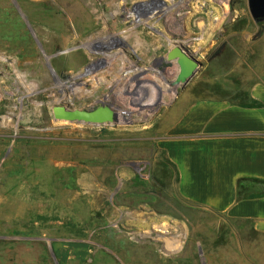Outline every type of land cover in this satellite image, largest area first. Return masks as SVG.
I'll return each instance as SVG.
<instances>
[{
  "label": "rangeland",
  "instance_id": "374dc122",
  "mask_svg": "<svg viewBox=\"0 0 264 264\" xmlns=\"http://www.w3.org/2000/svg\"><path fill=\"white\" fill-rule=\"evenodd\" d=\"M179 1L0 0V264H264L247 221L178 193L156 138L171 99H234L264 74V22L248 0ZM175 41L203 66L172 88ZM113 99L133 109L114 103L116 125L52 112Z\"/></svg>",
  "mask_w": 264,
  "mask_h": 264
},
{
  "label": "crops",
  "instance_id": "0c3cea01",
  "mask_svg": "<svg viewBox=\"0 0 264 264\" xmlns=\"http://www.w3.org/2000/svg\"><path fill=\"white\" fill-rule=\"evenodd\" d=\"M237 95L197 98L184 105L171 99L158 110L162 131L157 146L174 167L184 199L245 220L264 239L263 185L245 180V188L253 191L238 198L240 178L264 180V74L251 78Z\"/></svg>",
  "mask_w": 264,
  "mask_h": 264
},
{
  "label": "water",
  "instance_id": "95a60500",
  "mask_svg": "<svg viewBox=\"0 0 264 264\" xmlns=\"http://www.w3.org/2000/svg\"><path fill=\"white\" fill-rule=\"evenodd\" d=\"M248 7L256 23L264 22V0H248ZM166 59L168 62L175 61L178 66L175 77L172 80H166L167 85L172 88L187 84L203 66V61L196 52L181 41L173 43L172 47L167 51ZM114 103L119 104L125 113L133 111L131 107L113 99V102H102L92 110L73 107L64 102L58 103L52 106V112L55 120L94 126L116 125L120 123V107L115 106ZM131 105H134L132 101ZM138 106L140 109L144 108L140 104ZM124 119L127 120L125 117ZM126 123L132 122L127 120Z\"/></svg>",
  "mask_w": 264,
  "mask_h": 264
},
{
  "label": "trees",
  "instance_id": "16d2710c",
  "mask_svg": "<svg viewBox=\"0 0 264 264\" xmlns=\"http://www.w3.org/2000/svg\"><path fill=\"white\" fill-rule=\"evenodd\" d=\"M226 98H228V97L226 96ZM235 98H237V97H235ZM230 99H231V98H230ZM245 180H252V181H254V182H258V183L262 184V185H263V189H262L263 193H262V194H264V180H262V179H257V178H244V177H242V178H240V179L238 180V185H239V189H238V198L242 199V198H246V197H248V196L251 195V193L249 192V191H250L249 188H245V186H244V184H243V182H244ZM255 194H256V193H255ZM262 194H261V195H262Z\"/></svg>",
  "mask_w": 264,
  "mask_h": 264
},
{
  "label": "bare ground",
  "instance_id": "6f19581e",
  "mask_svg": "<svg viewBox=\"0 0 264 264\" xmlns=\"http://www.w3.org/2000/svg\"><path fill=\"white\" fill-rule=\"evenodd\" d=\"M187 0H181V1H179V2H175L174 3V5L172 6V8H168V10H167V12L169 11V10H173L174 8H179L180 6H183V4L186 2ZM164 8H166V7H164ZM163 10V9H162ZM169 13H172V11H169ZM177 13V12H176ZM130 75V74H129ZM128 75V76H129ZM172 246V245H171ZM178 246V245H177ZM99 264H101V263H99ZM111 264H113V263H111ZM116 264V263H115Z\"/></svg>",
  "mask_w": 264,
  "mask_h": 264
},
{
  "label": "flooded vegetation",
  "instance_id": "af4514ba",
  "mask_svg": "<svg viewBox=\"0 0 264 264\" xmlns=\"http://www.w3.org/2000/svg\"><path fill=\"white\" fill-rule=\"evenodd\" d=\"M97 107V106H96ZM95 107H93V108H89L90 110H92V109H94Z\"/></svg>",
  "mask_w": 264,
  "mask_h": 264
}]
</instances>
